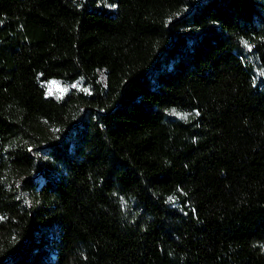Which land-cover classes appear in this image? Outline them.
<instances>
[{"label":"trees","instance_id":"1","mask_svg":"<svg viewBox=\"0 0 264 264\" xmlns=\"http://www.w3.org/2000/svg\"><path fill=\"white\" fill-rule=\"evenodd\" d=\"M262 242L264 0H0V264Z\"/></svg>","mask_w":264,"mask_h":264},{"label":"rangeland","instance_id":"2","mask_svg":"<svg viewBox=\"0 0 264 264\" xmlns=\"http://www.w3.org/2000/svg\"><path fill=\"white\" fill-rule=\"evenodd\" d=\"M52 89H60L59 85L55 84V83H52L51 85ZM261 248L263 249L264 251V242L261 243Z\"/></svg>","mask_w":264,"mask_h":264}]
</instances>
